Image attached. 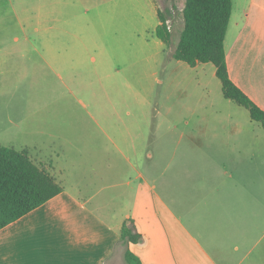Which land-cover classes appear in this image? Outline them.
I'll return each instance as SVG.
<instances>
[{"label":"crops","instance_id":"crops-1","mask_svg":"<svg viewBox=\"0 0 264 264\" xmlns=\"http://www.w3.org/2000/svg\"><path fill=\"white\" fill-rule=\"evenodd\" d=\"M150 1L157 18L156 36L159 11ZM231 4L224 39L228 76L264 111V0H231ZM157 40L158 47L165 44ZM173 52L161 70L165 83L159 84H164L165 94L160 93L153 115L152 109L149 112L152 135L161 139L159 148L155 144L146 150L134 140L125 145L123 138V145L114 148L115 166L104 162L117 177L124 171L135 173L137 185L127 195L116 192L98 199L92 187L106 172L100 169L93 177L82 170L73 173L74 165L61 150L43 156L42 143L33 139L38 140L34 130L41 119L0 117L5 130H20L32 140L0 145L28 151L62 188L0 230V264H126V250L141 264H264V130L245 108L223 97L212 64L190 67L177 61L180 64L173 70ZM12 55L0 54V69ZM20 55L21 60L29 59L26 52ZM174 73L190 77V83L173 84ZM7 85L4 77L0 96H5ZM179 87L181 94L193 87L199 99L174 98ZM61 119L55 116V124L67 125L76 118ZM161 127L164 132L157 133ZM64 138L57 135V140ZM116 203L123 205L121 211L111 209ZM127 219L142 237L136 244L120 241Z\"/></svg>","mask_w":264,"mask_h":264},{"label":"rangeland","instance_id":"rangeland-1","mask_svg":"<svg viewBox=\"0 0 264 264\" xmlns=\"http://www.w3.org/2000/svg\"><path fill=\"white\" fill-rule=\"evenodd\" d=\"M154 3L171 32L168 47L154 44L158 42L153 30L157 18L150 0H0V54L14 53L0 69V81L8 79L5 96H0V105L6 104L0 106V117L41 119L34 130L38 140L33 139L42 143L43 156L61 150L74 165L73 173L82 170L93 177L100 169L106 172L92 187L98 199L116 192L127 195L137 185L134 172L124 171L117 177L105 165L115 166L114 148L123 145V138L125 145L134 140L146 150L155 144L159 148L161 139L152 135L149 112L152 109L153 115L156 100L161 92L165 94L164 84H159L165 83L161 70L178 43L184 1ZM21 52L28 53L29 59L21 60ZM22 61L27 65L18 66ZM177 64L173 59V70ZM175 73L173 84L190 83V77L182 79ZM181 88L174 98L199 99L193 87L183 94ZM137 101L141 103L136 105ZM55 116L76 119L56 125ZM61 133L65 138L57 140ZM29 138L0 125L2 144L32 141ZM126 156L133 159L131 154ZM127 181L130 186L125 185ZM116 183L121 185L115 187ZM110 207L121 211L123 205Z\"/></svg>","mask_w":264,"mask_h":264},{"label":"trees","instance_id":"trees-1","mask_svg":"<svg viewBox=\"0 0 264 264\" xmlns=\"http://www.w3.org/2000/svg\"><path fill=\"white\" fill-rule=\"evenodd\" d=\"M183 1V28L172 58L190 67L198 63L212 64L216 78L221 83L223 97L245 108L250 118L264 130V111L228 76L224 39L232 9L231 0ZM158 20L156 37L169 45L171 32L167 28L165 15L158 12ZM61 191L62 188L53 177L31 160L28 151L0 145V230ZM141 239V235L134 230L133 221L125 220L120 229V241L136 244ZM124 260L126 264H141L139 258L129 250L125 251Z\"/></svg>","mask_w":264,"mask_h":264},{"label":"built area","instance_id":"built-area-1","mask_svg":"<svg viewBox=\"0 0 264 264\" xmlns=\"http://www.w3.org/2000/svg\"><path fill=\"white\" fill-rule=\"evenodd\" d=\"M166 25H167V22H166ZM167 28L169 29V26L167 25Z\"/></svg>","mask_w":264,"mask_h":264}]
</instances>
